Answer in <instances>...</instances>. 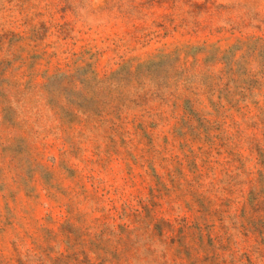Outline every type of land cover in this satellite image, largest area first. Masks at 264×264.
Here are the masks:
<instances>
[{
    "label": "rangeland",
    "instance_id": "obj_1",
    "mask_svg": "<svg viewBox=\"0 0 264 264\" xmlns=\"http://www.w3.org/2000/svg\"><path fill=\"white\" fill-rule=\"evenodd\" d=\"M0 264H264V0H0Z\"/></svg>",
    "mask_w": 264,
    "mask_h": 264
}]
</instances>
